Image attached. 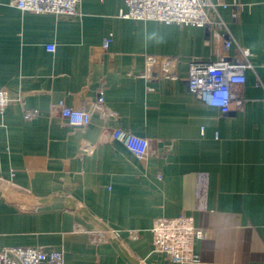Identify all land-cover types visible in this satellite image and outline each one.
Returning a JSON list of instances; mask_svg holds the SVG:
<instances>
[{
	"label": "crops",
	"instance_id": "obj_1",
	"mask_svg": "<svg viewBox=\"0 0 264 264\" xmlns=\"http://www.w3.org/2000/svg\"><path fill=\"white\" fill-rule=\"evenodd\" d=\"M211 1L253 53L247 100L228 113L185 82L189 61L223 53L221 37L209 43L203 27L120 17L124 0H80L70 17L0 0V88L22 99L0 113V183L15 196L0 189V247L54 248L64 264H187L154 250L151 233L156 217L185 213L203 230L193 243L199 264H264V0ZM145 57L177 59L178 77L147 78ZM101 85L116 116L67 124L59 102L90 108ZM111 127L148 139L149 153L137 158ZM84 142L96 145L92 153ZM79 227L116 237L91 244Z\"/></svg>",
	"mask_w": 264,
	"mask_h": 264
},
{
	"label": "built area",
	"instance_id": "obj_2",
	"mask_svg": "<svg viewBox=\"0 0 264 264\" xmlns=\"http://www.w3.org/2000/svg\"><path fill=\"white\" fill-rule=\"evenodd\" d=\"M80 0H9L8 4L21 11L35 13H53L59 16H75L79 14ZM125 8L120 9L119 16L135 19H156L167 24L180 26H198L216 32L222 39L223 53L221 59L202 61L192 59L188 64L187 88L198 99L217 107L222 113L241 110L245 101L241 86L245 83V70L251 67L253 53L249 48L238 45L226 22L218 14V3L211 0H124ZM233 5H239L233 1ZM226 7V3H221ZM213 14H211V12ZM111 34L104 37L102 47L107 48ZM209 41V37L207 39ZM48 51H53V45H46ZM232 49V53L229 50ZM177 59L157 61L145 57L146 65L152 63H176ZM146 76V74H144ZM148 78V77H147ZM152 79V78H149ZM102 85L99 87L96 104L90 108H75L59 102L61 117L73 127H84L91 121L93 112H97L103 123L114 118L116 113L103 104ZM21 95L0 88V113L13 103H21ZM264 107V92L261 97ZM40 111L27 109L26 119L32 118ZM103 129L106 127L102 125ZM109 136L120 140L137 158L145 157L149 152V141L144 137L124 131L120 127L108 129ZM92 144L82 147L83 153H90ZM82 153V154H83ZM78 230L86 233L91 244L107 241L116 237L115 229L85 228ZM132 239L137 237V231H127ZM152 245L154 250L165 253L173 263L199 264V255L195 252L194 240L203 237V230L194 223L192 216L181 213L175 217H156L151 226ZM49 262L64 264L61 250L41 246H1L0 264H41Z\"/></svg>",
	"mask_w": 264,
	"mask_h": 264
},
{
	"label": "water",
	"instance_id": "obj_3",
	"mask_svg": "<svg viewBox=\"0 0 264 264\" xmlns=\"http://www.w3.org/2000/svg\"><path fill=\"white\" fill-rule=\"evenodd\" d=\"M215 35H218V34L216 32H214L213 30H211L210 34H209L210 43L213 41V37ZM221 41H222V39H221ZM221 58H222V54L217 59H221ZM176 64H177V62L176 63H167V64L152 63L149 65H146V63H145L146 76L148 78H158V77H174V78H176V77H178ZM187 75H188V73H187ZM187 75L185 77L186 85H187ZM86 144H92V147H91V149H92L91 153H92L94 151L96 145L93 143L84 142L82 144V147ZM0 189H4L8 193L9 192L12 193L13 194L12 198H15L14 191L11 188H9L7 185L0 183ZM57 197L58 196H54L51 198V200L53 201ZM65 197L71 199V197H68V196H65ZM71 209L80 210V206L78 205L76 200H73V205L71 206Z\"/></svg>",
	"mask_w": 264,
	"mask_h": 264
}]
</instances>
